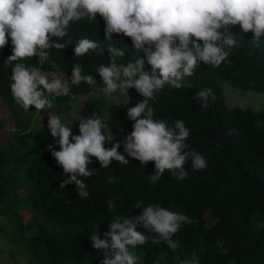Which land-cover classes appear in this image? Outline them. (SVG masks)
I'll list each match as a JSON object with an SVG mask.
<instances>
[{
  "label": "trees",
  "instance_id": "1",
  "mask_svg": "<svg viewBox=\"0 0 264 264\" xmlns=\"http://www.w3.org/2000/svg\"><path fill=\"white\" fill-rule=\"evenodd\" d=\"M230 31L237 44L225 47L229 55L218 68L201 63L182 88L165 86L150 101L154 119L166 120L169 126H174L176 120L184 122L190 130L186 150L203 154L208 166L194 171L189 159L184 165L187 175L183 181L165 170L159 180L150 182L154 162L141 165L128 157L126 165L114 160L109 167L101 168L93 157L89 168L94 174L82 178L89 192L87 198L77 196L74 184L59 187L68 177L48 148L52 144L60 150L58 138L54 139L48 129V115H57L72 92L104 86L95 69L110 63L109 43L125 50L118 64L135 61L144 53L135 52L130 37L114 35L107 40L99 13L94 21L73 23L60 41L71 43L63 50H50L51 62L59 66L60 76L65 79L71 76L73 64H79L82 74L93 75L97 83L70 86L67 95L49 96L53 113H47L29 133L26 125L31 115L11 97V64H5L12 55L9 38L8 44L0 48V95L10 103L14 116H23L26 123L17 120V126L10 128L0 142V215L5 217L0 220L2 236L22 253L30 251L36 264H101L105 253L92 247L89 236L99 228L101 239H105L109 222L117 216L134 218L144 206L156 204L188 216L191 223H182L173 235L179 243L175 250L163 241L133 249L140 257L139 264H264V107L230 105L223 90L228 80L236 87L264 91V37L257 43L253 33H242L239 25ZM84 37L101 42L104 53L90 51L82 57L74 56L77 41ZM38 59L34 56L18 62L43 72L52 70L50 63L37 64ZM146 69L151 72L150 65ZM206 88L212 89L216 100H210L211 106L203 109L194 97ZM142 99L135 88H130L125 102L110 103L108 115L103 113L99 99L87 100L80 110L89 117H103L116 140H123L133 130L127 108ZM78 125L68 124L73 134H79ZM119 151L124 153L123 144ZM109 199L115 204L113 211L107 208ZM139 200L144 205L135 208ZM24 210L30 213L27 220ZM137 230L155 235L142 225Z\"/></svg>",
  "mask_w": 264,
  "mask_h": 264
},
{
  "label": "clouds",
  "instance_id": "2",
  "mask_svg": "<svg viewBox=\"0 0 264 264\" xmlns=\"http://www.w3.org/2000/svg\"><path fill=\"white\" fill-rule=\"evenodd\" d=\"M98 13L105 22L107 40L114 35L130 37L135 52L144 53L135 61L118 64L125 50L109 43L110 63L95 69L104 85L98 91L112 96L135 88L143 99L127 108L133 130L123 140H116L101 116L78 119L79 134H73V127L62 122L60 116L48 115V129L54 139L58 138L60 150L52 144L48 148L68 177L59 187L74 184L77 196L87 198L89 192L82 178L94 174L89 168L93 157L101 168L109 167L114 160L126 165L128 157L141 165L154 162L155 173L149 177L150 182L159 180L165 170L183 181L187 175L184 165L189 159L192 170L205 169L208 164L204 155L194 149L186 150L190 130L184 122L176 120L174 126H169L166 120L154 119L150 101L165 86L182 88L184 78L194 75L201 63L218 68L229 55L225 47L237 44L230 31L232 26L239 25L242 33L251 31L252 39L258 43L264 37V0H0V48L11 39L12 55L5 64H11L10 89L15 104L25 112L31 106L37 112L46 111L52 108L49 96L67 95L70 86L96 85L94 76L83 75L79 64H73L71 76L62 79L59 66L51 62L50 50L65 49L71 41H60L69 27L85 19L94 21ZM90 51L103 54L105 46L84 37L77 41L74 56L82 57ZM34 56L39 58L37 64L50 63L52 70L41 72L35 66L18 62ZM145 61L151 72L145 70ZM194 99L207 109L216 96L211 88H206L199 90ZM121 144L124 153L119 151ZM106 204L108 210L115 209L113 200ZM141 205L144 202L139 200L135 208ZM184 222L191 220L168 208L148 204L137 217L117 216L110 221L105 239H101L99 228L89 239L94 249L105 253L101 264H139L140 257L133 249L148 243L159 245L161 241L177 249L179 243L172 237ZM140 225L155 235L138 231Z\"/></svg>",
  "mask_w": 264,
  "mask_h": 264
},
{
  "label": "rangeland",
  "instance_id": "3",
  "mask_svg": "<svg viewBox=\"0 0 264 264\" xmlns=\"http://www.w3.org/2000/svg\"><path fill=\"white\" fill-rule=\"evenodd\" d=\"M146 68L147 63L145 61V70H147ZM61 78L65 79L64 76H61ZM183 82H188V77H185ZM223 90L226 94L227 102L230 105L250 106L254 109H261L264 107V91L236 87L228 80L223 83ZM127 95V92L117 91L116 93H113L112 96H107L100 93L98 89L93 91L72 92L70 100L62 105V110L59 111L57 115L60 116L61 120L71 126L78 125V119L89 117V115L84 114L80 110L83 107L84 102L87 100L99 99L103 113L108 115L110 112V103L114 101L125 102L127 100ZM10 106V103L4 100L3 96L0 95V142L6 138L10 128L14 129L17 126L18 121H23L22 123L24 124L26 123L23 120V116H14L10 111ZM53 110L54 109L51 108L46 111L37 112L34 106H31L28 111L29 115H31V119H29V122L26 125V131L32 133L35 125L39 122L42 123L47 116L46 114L53 113ZM5 129H7V132H5ZM22 193L24 192L22 191ZM23 216L24 219L27 220L30 213L27 210H24ZM4 218L5 217L0 215V220ZM29 252L30 251L26 250L23 254L20 248H18L13 242L8 241V239L3 237L0 233V264H36L35 257Z\"/></svg>",
  "mask_w": 264,
  "mask_h": 264
}]
</instances>
